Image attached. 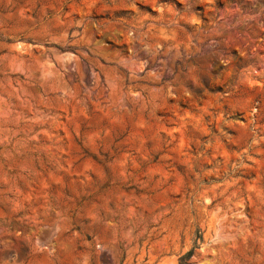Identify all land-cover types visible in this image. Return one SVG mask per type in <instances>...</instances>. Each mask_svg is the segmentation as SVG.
<instances>
[{"label":"rangeland","instance_id":"obj_1","mask_svg":"<svg viewBox=\"0 0 264 264\" xmlns=\"http://www.w3.org/2000/svg\"><path fill=\"white\" fill-rule=\"evenodd\" d=\"M0 264H264V0H0Z\"/></svg>","mask_w":264,"mask_h":264}]
</instances>
